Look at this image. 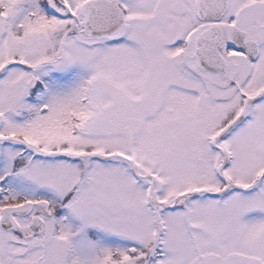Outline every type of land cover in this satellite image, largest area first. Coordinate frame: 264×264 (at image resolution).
I'll use <instances>...</instances> for the list:
<instances>
[{"label":"snow or ice","instance_id":"6c2138e0","mask_svg":"<svg viewBox=\"0 0 264 264\" xmlns=\"http://www.w3.org/2000/svg\"><path fill=\"white\" fill-rule=\"evenodd\" d=\"M0 264H264V0H0Z\"/></svg>","mask_w":264,"mask_h":264}]
</instances>
